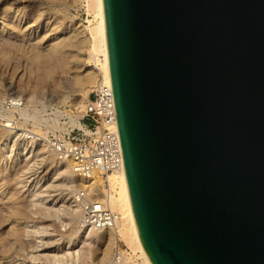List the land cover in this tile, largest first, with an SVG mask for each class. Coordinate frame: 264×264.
Wrapping results in <instances>:
<instances>
[{"label":"water","instance_id":"1","mask_svg":"<svg viewBox=\"0 0 264 264\" xmlns=\"http://www.w3.org/2000/svg\"><path fill=\"white\" fill-rule=\"evenodd\" d=\"M153 264H264V0H104Z\"/></svg>","mask_w":264,"mask_h":264},{"label":"rangeland","instance_id":"2","mask_svg":"<svg viewBox=\"0 0 264 264\" xmlns=\"http://www.w3.org/2000/svg\"><path fill=\"white\" fill-rule=\"evenodd\" d=\"M7 3L25 9V15L18 32L13 35L6 30L0 32V41L9 36L17 38L16 42L20 44L19 49L13 48L18 58L16 69L11 66L14 59L6 58L10 54H0V91L3 96L24 100L34 94L41 102L27 110L37 115L56 107L75 112L77 109L70 104V96L82 94L86 103L93 87L72 82L73 77L84 74V67L90 64L87 46L68 51L62 68H56L52 77L39 83L29 70L30 44L41 43L44 47L47 39L68 36L69 25L79 31L94 23L96 18L87 11L83 0H7ZM2 25L0 18V27ZM85 32L82 35L86 37ZM60 99H65V103L60 102L57 106ZM1 103L5 108L8 106L5 101ZM11 113L20 119L16 110ZM51 117L53 120L47 123L34 124L30 119L23 123L38 133L43 131L42 124L63 129L62 118L57 115ZM3 119L0 116V196L4 197L11 191L18 208L10 217L3 215L0 219V264H106L97 262L107 237L106 229H98L96 234L75 230L71 218L70 189L64 185L67 175L62 172L61 164L46 148H24L20 138L2 127ZM22 121L21 118L19 122ZM33 133L34 130L30 134ZM10 172L12 179L5 180ZM119 242L126 247L121 240Z\"/></svg>","mask_w":264,"mask_h":264},{"label":"bare ground","instance_id":"3","mask_svg":"<svg viewBox=\"0 0 264 264\" xmlns=\"http://www.w3.org/2000/svg\"><path fill=\"white\" fill-rule=\"evenodd\" d=\"M83 1L86 3L85 6L87 11H91L96 18L94 23H89L79 31H76L75 27L69 25L68 36L47 39V44L44 47L40 45L41 43L30 44L31 55L29 57V70L34 74L37 82L41 83L45 81L46 78L53 76L56 68H62L63 64H65L68 51L72 50V48L75 50L85 45L88 48L85 47L88 52L87 57L90 64H87L88 67H84L83 71L85 73L81 75L76 74L73 77L72 82L75 84H87L93 86L92 89L97 87L99 83L101 85L112 86L104 0ZM24 13L25 9L15 8L8 4L7 0H0V18L3 22V25L0 27V32L6 30L12 35L18 32L21 27L19 26L20 21L25 15ZM83 32H85L86 37L82 35ZM16 41H18L17 38H11L9 36L0 41V54H10L9 57H7L6 54L4 55H6V58L8 59H14L11 65L13 69L18 67V58L16 59V53H13V48L19 49L20 47V44ZM1 101H5V104L8 106L5 108V105H3ZM64 101L65 99H60L57 102V106L60 102L62 103ZM38 102L41 101L37 100L34 94H31L22 100L19 97H5L0 91V116L4 118L2 127L7 128V131L13 134V136L20 138L24 148H46L50 151L53 159L61 164L63 168L62 172H65L67 175L64 185L70 189V206L72 207L71 211L73 212L71 218L75 224L74 227L76 231L85 230L87 234H96L101 230H98L93 224L87 223L83 219V205L85 204L86 198L91 201L100 200L116 212L117 221L112 228H106L105 230L107 237L105 242H103L104 247L101 250V256L97 258V262H107L106 264H109L112 260L111 249H113L114 245L121 240L128 249L130 248L131 251H133L131 252L129 249L130 252H127V257H129V259H132V256L135 255L134 257L136 258L140 257V264H153L143 245L134 216L125 165L108 174V188L103 185L102 179L98 174H93L89 177L78 175L73 169L72 161L70 159L59 157L56 150L50 146L48 139L46 135L43 134L44 132L42 130H40L42 134L38 133L39 131H35L33 128H27L25 123H23L29 119L34 124L40 122L47 123V121L53 120L45 116L47 110H44V114L41 115L28 112L27 108H33ZM69 102L77 109L75 112L71 111V109L67 110L65 108L60 109L56 107V109H54L59 115L64 114L70 118L71 122H75L74 119L82 114L87 101L86 103L84 102L82 94H74L70 96ZM6 110L8 112H6ZM14 110H16L20 119H23L22 122H19L20 119L18 120L13 115L14 113H11V111L13 112ZM43 115L45 116L44 118H42ZM33 130L35 134L33 133L32 135L30 133H32ZM11 177L12 173L10 172L4 178L9 181L12 179ZM0 192H2V190H0ZM80 192H83L85 198L79 196ZM17 205L18 204H16L14 195L11 191L6 193L4 197L0 196V219H2L3 215L10 217L14 214L18 208ZM110 251L111 255L108 256ZM137 253H139V255H137L138 257L136 256ZM132 264H138V262H132Z\"/></svg>","mask_w":264,"mask_h":264},{"label":"built area","instance_id":"4","mask_svg":"<svg viewBox=\"0 0 264 264\" xmlns=\"http://www.w3.org/2000/svg\"><path fill=\"white\" fill-rule=\"evenodd\" d=\"M60 116L64 126L53 129L42 124L52 148L60 158L70 159L74 171L81 176L89 177L98 174L104 186L109 187L107 176L124 165L123 151L119 135L113 86L98 84L90 91L86 106L80 117L71 122L66 115H59L54 108H49L45 116L53 119ZM59 117V118H60ZM67 119V120H64ZM79 196L85 198L83 192ZM84 221L98 229L112 228L117 221L116 212L100 200L86 198L83 205ZM129 249L120 242L112 249V260L109 264H132L139 258L127 257ZM130 252V251H129Z\"/></svg>","mask_w":264,"mask_h":264}]
</instances>
